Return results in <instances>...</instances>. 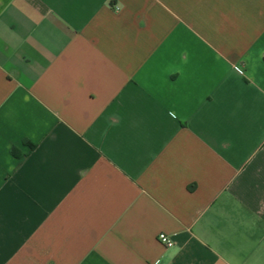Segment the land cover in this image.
<instances>
[{"label":"crops","instance_id":"crops-1","mask_svg":"<svg viewBox=\"0 0 264 264\" xmlns=\"http://www.w3.org/2000/svg\"><path fill=\"white\" fill-rule=\"evenodd\" d=\"M156 263L264 264V0H0V264Z\"/></svg>","mask_w":264,"mask_h":264},{"label":"built area","instance_id":"built-area-1","mask_svg":"<svg viewBox=\"0 0 264 264\" xmlns=\"http://www.w3.org/2000/svg\"><path fill=\"white\" fill-rule=\"evenodd\" d=\"M159 241L161 244H163L167 248H171L175 245L174 241L169 237V235H165V233L159 234ZM158 264V263H156Z\"/></svg>","mask_w":264,"mask_h":264}]
</instances>
